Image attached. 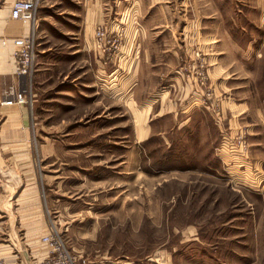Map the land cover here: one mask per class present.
Instances as JSON below:
<instances>
[{
  "label": "rangeland",
  "instance_id": "obj_1",
  "mask_svg": "<svg viewBox=\"0 0 264 264\" xmlns=\"http://www.w3.org/2000/svg\"><path fill=\"white\" fill-rule=\"evenodd\" d=\"M85 1L40 0L36 18L49 15L46 20L52 24V34L61 31L56 22L61 18L68 34H81L82 29L87 33L85 24L90 23L93 51L105 50V62L116 57L123 62L124 40L130 31L126 21L121 24L123 13L110 17L117 19L115 32L110 33L114 23L110 20L96 26L86 21L80 28L85 21L81 15ZM113 1L103 0V10L110 9ZM180 1L190 19L181 30L186 55L179 57L177 72L186 85H195L199 99L206 89L213 90L223 105L221 129L212 113L191 98L186 102L198 106L214 128L197 121L190 123V129L186 125L178 131L177 120L156 119L155 111L142 120L137 108L124 114L118 104L115 108L102 100L94 104L95 99L87 97L91 93L87 90L93 89L81 85L93 81L91 72L78 76L79 89L68 84L77 75L75 66L85 59L71 54L75 49L70 46L72 35L62 43L52 41L50 55H41L37 48L30 110L35 115V131L32 129L29 142L36 145L33 159L40 201L48 227L54 226L62 234L80 262L264 264V180H252L250 174L256 170L245 168L247 163L241 160L248 159L243 157L248 154L247 129L232 123L229 129L224 126L228 123L225 104L216 84L209 83L208 62L206 83L201 85L192 75V67L199 65L193 53L200 24L194 21L197 8L193 3ZM12 2L8 0L7 6ZM223 9L234 12V8ZM98 28L105 29L116 48L105 39H96ZM202 55L206 58L205 52ZM54 63L65 65L44 70L45 64ZM68 86L72 90H67ZM81 88L86 92L81 93ZM239 131L245 132V139L242 147H235ZM5 264L27 263L16 260Z\"/></svg>",
  "mask_w": 264,
  "mask_h": 264
},
{
  "label": "crops",
  "instance_id": "obj_2",
  "mask_svg": "<svg viewBox=\"0 0 264 264\" xmlns=\"http://www.w3.org/2000/svg\"><path fill=\"white\" fill-rule=\"evenodd\" d=\"M102 1L83 2L81 15L85 21L81 25L91 20L96 26L110 20L114 22L112 33L118 25H114L117 19L111 20V15L123 13L121 24L126 21L130 30L124 40L123 62L117 57L105 62V50L93 51V34L88 32L90 23L85 24L87 33L82 29L81 34H68L61 18L56 20L62 26L61 31L52 34V24L46 20L49 15L36 19L38 53L50 55L52 41L62 43L72 35L69 45L75 49L71 54L84 55L85 59L75 66L77 75L72 78L74 82L68 84L72 89H79L78 76L91 72L93 81L81 85L93 89L87 90L91 91L87 97L95 99L94 104L100 100L112 103L114 108L118 104L124 114H131L137 108L142 120H147L155 111L156 119L177 120L178 131L186 125L190 129V123L197 121L214 128L205 113L193 105L200 100L199 91L192 83L186 85L177 72L179 57L186 55L185 34L181 33L190 17L184 9L185 3L180 0H114L110 9L103 10ZM189 1L197 8L194 21L200 24V34L195 36L208 62L209 83L216 84L218 95L224 100L228 121L224 126L229 129L232 123L247 129L248 154L243 157L248 159L238 158L247 163L245 168L254 167L256 173L250 177L259 183L264 180V0ZM7 3L8 0H0V41L7 40L5 46L0 44V253L4 255L0 257L9 263L20 260L28 264L47 255L40 239L49 227L40 201V182L33 159L36 145L29 142L32 129L35 131L32 127L35 115L27 106L1 104L10 88L18 89L26 83L24 77L13 74L10 39L26 34L29 27L8 20ZM223 8H234V12H225ZM63 65L65 63L45 64L44 70L56 66L64 68ZM31 82L32 79L29 84ZM72 89L68 86L67 90ZM83 92L86 91L81 88ZM187 98L193 99V103H187ZM147 130L145 127L146 135ZM177 150L179 152L180 148ZM242 164L239 166L243 167Z\"/></svg>",
  "mask_w": 264,
  "mask_h": 264
},
{
  "label": "built area",
  "instance_id": "obj_3",
  "mask_svg": "<svg viewBox=\"0 0 264 264\" xmlns=\"http://www.w3.org/2000/svg\"><path fill=\"white\" fill-rule=\"evenodd\" d=\"M39 3L40 0H13L9 7V20L24 25L27 24L29 27V31L26 34H20L10 39L12 47L10 56L13 73L16 77H24L26 83L18 89L10 88L7 93V98L1 103L2 105L27 106L30 110L32 109L33 97L31 93V84L29 83L35 72L37 59L35 23ZM95 36L98 41H104L105 39L106 44H110L113 48H116L115 41H109L110 37L105 34V29L98 28L95 32ZM196 42L198 46L195 47L196 49L193 53V57L199 61V65H194V67H192V75L195 76V79L199 80L201 85H203L207 82V74L205 71L207 61L202 57L204 49L198 38L196 39ZM6 43L7 40H2L3 46H5ZM196 70H199L201 73ZM199 101V104L204 109L212 113L216 125L221 129L225 119L223 105L222 102L214 96L213 90L211 88L206 89V91L202 93V97ZM244 133L245 132L239 131L238 135L234 138L233 144L235 147H242L245 139ZM40 242L44 249L47 250V255L41 259H33L30 264H86L84 260L80 262V259L69 250L62 234H60L54 226L49 227L46 234L41 237ZM0 264H5L4 258L2 257H0Z\"/></svg>",
  "mask_w": 264,
  "mask_h": 264
}]
</instances>
